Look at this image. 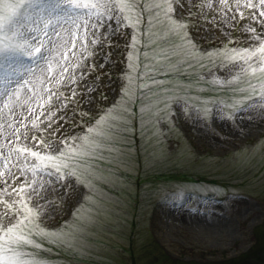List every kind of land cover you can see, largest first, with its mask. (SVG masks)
Wrapping results in <instances>:
<instances>
[{
    "label": "rangeland",
    "instance_id": "1",
    "mask_svg": "<svg viewBox=\"0 0 264 264\" xmlns=\"http://www.w3.org/2000/svg\"><path fill=\"white\" fill-rule=\"evenodd\" d=\"M58 2L26 6L8 32L41 54L0 56V227L25 204L39 213L21 228L40 247L22 258L264 264V72L259 54L228 59L264 44V5L181 0L174 31L154 0H135L131 26ZM106 116V138L89 131ZM84 137L102 145L92 158L69 151ZM24 147L62 153L76 175Z\"/></svg>",
    "mask_w": 264,
    "mask_h": 264
},
{
    "label": "snow or ice",
    "instance_id": "2",
    "mask_svg": "<svg viewBox=\"0 0 264 264\" xmlns=\"http://www.w3.org/2000/svg\"><path fill=\"white\" fill-rule=\"evenodd\" d=\"M227 3V0H224ZM261 5H264V0H259ZM43 0H0V56L10 58L16 53H21L28 58H34L41 54V47H33L26 43L12 45L7 41L15 38L8 36V32L12 31V25L15 20L21 15V11L26 7H42ZM173 4L181 5V0H154V7L163 11L164 15L168 17L173 30L183 29L187 26L179 24L172 17V13L175 11ZM254 5L249 0L247 7H253ZM182 7V5H181ZM62 8H68L73 10H80L81 12L87 11L90 14L99 13L103 15L105 11L116 10L119 13H128L123 16V19L128 21L129 25L133 23L131 13L135 12V0H59L53 7V10H60ZM260 16L264 17V12H260ZM51 22L45 23V27ZM135 23H140L139 16L136 17ZM46 34V33H45ZM190 43V41H189ZM26 48H31V51H25ZM259 54V62L262 65L261 72H264V44H260L256 49H247L244 51L233 50L228 59L232 62L248 63V60L256 57ZM255 73V69H252ZM264 98V94H262ZM115 119V117H111ZM108 117H101V123L98 124L97 129H89L90 132H94L96 136L106 138L110 129L106 130L104 125L107 123ZM83 141L79 149H69L74 155H81L92 158V150L102 145L90 141L88 137L81 138ZM56 152H61L59 147L54 149ZM17 151L22 155L34 157L40 162L41 169L45 167L54 168L57 173H61L59 179H63L64 175L74 176L76 175V169L70 167L66 162V158L62 159V153L58 156L42 155L37 151H33L27 147L18 148ZM62 169H68L67 173H63ZM39 194V193H37ZM11 207V205H9ZM24 212L26 213L23 220H19L16 225L8 228L0 227V264H42V262L31 259H23L22 257L27 255L23 253L21 249L24 247H40V245L32 239V232H23L21 226L24 225L25 220H30L31 217H37V213L34 209L29 208L27 204L24 205ZM5 252H12V256L4 255Z\"/></svg>",
    "mask_w": 264,
    "mask_h": 264
},
{
    "label": "bare ground",
    "instance_id": "3",
    "mask_svg": "<svg viewBox=\"0 0 264 264\" xmlns=\"http://www.w3.org/2000/svg\"><path fill=\"white\" fill-rule=\"evenodd\" d=\"M199 218H201V220H200V224H203L204 222H205V224L207 223L206 222V220L204 219V217H199ZM203 222V223H202ZM215 227V226H214Z\"/></svg>",
    "mask_w": 264,
    "mask_h": 264
}]
</instances>
